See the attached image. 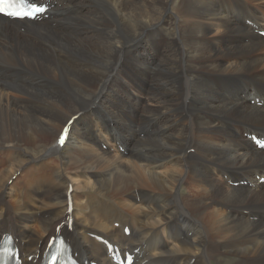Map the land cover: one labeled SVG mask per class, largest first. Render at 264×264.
Listing matches in <instances>:
<instances>
[{
    "label": "bare ground",
    "instance_id": "1",
    "mask_svg": "<svg viewBox=\"0 0 264 264\" xmlns=\"http://www.w3.org/2000/svg\"><path fill=\"white\" fill-rule=\"evenodd\" d=\"M29 1L49 9L0 14V242L23 264L59 234L86 264H264V0Z\"/></svg>",
    "mask_w": 264,
    "mask_h": 264
},
{
    "label": "rangeland",
    "instance_id": "2",
    "mask_svg": "<svg viewBox=\"0 0 264 264\" xmlns=\"http://www.w3.org/2000/svg\"><path fill=\"white\" fill-rule=\"evenodd\" d=\"M35 2H39V3H42V1H35ZM46 4H48V3H46ZM163 19H165V23L167 22V20H168V10H165L164 11V13H163ZM165 17V18H164ZM169 27H170V25H169V23L166 25V28H168L167 30H166V34L168 33L169 34ZM22 31H23V29H21ZM151 30H153L154 31V25H150V27H148L147 29H146V31H148L149 33L151 32ZM168 31V32H167ZM264 31V30H263ZM262 31H260V32H258L259 33V35H261V36H263L264 37V34H262L261 33ZM74 121V120H73ZM73 123V122H72ZM71 123V124H72ZM255 133H257V132H255ZM258 134V133H257ZM258 136H260L259 134H258ZM260 137H264V136H260ZM45 141L47 140V141H50V139H48V138H45L44 139ZM49 143V142H48ZM43 152V151H42ZM42 152L40 151L39 152V154L38 155H40L41 156V154H42ZM41 153V154H40ZM55 153V154H54ZM35 155H37V153H35ZM37 155V156H38ZM39 157V156H38ZM47 157H49L48 159H46V157H45V160H42V161H38L37 160V162H35V164H39V163H42V162H54L55 164H58V162H57V160L59 159V155H58V151H56V152H50L49 150H48V156ZM57 158V159H56ZM0 162H1V166L5 163V158L4 157H0ZM5 165H7V164H4V166H2L3 168H6V166ZM32 165H34V163L32 164ZM32 165L30 166V167H26V168H21V169H19L17 172H15L14 174H13V176H12V178H8V177H6V183H5V187L8 189V188H10V186L12 185L13 186V184L14 183H16V182H19L18 183V188H19V186L21 185H23L24 183H26V182H28L29 180H28V175L30 174V169H31V167H32ZM30 178V177H29ZM27 179V180H26ZM12 181V183L9 185V186H7V182L8 181ZM245 182V184H242V185H247L248 184V182L247 181H244ZM67 183H69V184H71L73 187H75L76 185H79V182L77 181V180H72V179H70V178H68V180H67ZM0 187H1V185H0ZM18 188H16V189H14V190H11V188L9 189V194H10V198H12V199H14L15 197H16V193H17V191H18ZM70 192H73V188L72 187H70ZM13 204H14V202H12ZM38 215V214H37ZM38 217H39V215H38ZM72 221V218L71 219H67L66 220V223L67 224H69L70 222ZM33 225V228H35V229H37L36 227H37V225L36 224H32ZM59 235H62V234H59ZM58 236V235H57ZM62 236H64L66 239H67V237L65 236V235H62ZM221 260H224L223 261V263L225 264V260L227 261L228 259L227 258H224V257H221L220 258ZM231 261H227V263H230ZM222 262L220 263V264H223ZM226 263V264H227ZM214 264H217L216 262L214 263Z\"/></svg>",
    "mask_w": 264,
    "mask_h": 264
},
{
    "label": "snow or ice",
    "instance_id": "3",
    "mask_svg": "<svg viewBox=\"0 0 264 264\" xmlns=\"http://www.w3.org/2000/svg\"><path fill=\"white\" fill-rule=\"evenodd\" d=\"M18 5L15 3V0H0V12L6 13L9 16H32L34 12H42L44 9L40 7H35L33 11L29 12H22L19 10H12L9 9H16ZM67 129H65V135L67 134ZM65 135H61L60 143L63 144L65 141Z\"/></svg>",
    "mask_w": 264,
    "mask_h": 264
}]
</instances>
